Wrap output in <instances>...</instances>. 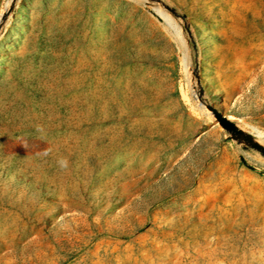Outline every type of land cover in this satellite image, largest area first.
<instances>
[{"label": "rangeland", "instance_id": "rangeland-1", "mask_svg": "<svg viewBox=\"0 0 264 264\" xmlns=\"http://www.w3.org/2000/svg\"><path fill=\"white\" fill-rule=\"evenodd\" d=\"M0 264H264V0H0Z\"/></svg>", "mask_w": 264, "mask_h": 264}, {"label": "water", "instance_id": "water-1", "mask_svg": "<svg viewBox=\"0 0 264 264\" xmlns=\"http://www.w3.org/2000/svg\"><path fill=\"white\" fill-rule=\"evenodd\" d=\"M218 121H219V124L226 130V131H233V132H236L237 129H236V126L230 122H228L227 120L223 119V118H220L218 117L217 118Z\"/></svg>", "mask_w": 264, "mask_h": 264}, {"label": "clouds", "instance_id": "clouds-1", "mask_svg": "<svg viewBox=\"0 0 264 264\" xmlns=\"http://www.w3.org/2000/svg\"><path fill=\"white\" fill-rule=\"evenodd\" d=\"M59 163H60L61 167H67V160L61 159L59 161Z\"/></svg>", "mask_w": 264, "mask_h": 264}, {"label": "bare ground", "instance_id": "bare-ground-1", "mask_svg": "<svg viewBox=\"0 0 264 264\" xmlns=\"http://www.w3.org/2000/svg\"><path fill=\"white\" fill-rule=\"evenodd\" d=\"M194 99H196L195 95H194ZM253 131L257 132L259 135L260 133L255 129V128H251Z\"/></svg>", "mask_w": 264, "mask_h": 264}]
</instances>
